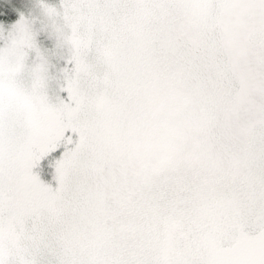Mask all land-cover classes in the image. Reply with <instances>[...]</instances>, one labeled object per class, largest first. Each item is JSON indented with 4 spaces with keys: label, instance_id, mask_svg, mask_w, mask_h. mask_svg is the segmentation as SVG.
Returning <instances> with one entry per match:
<instances>
[{
    "label": "snow or ice",
    "instance_id": "obj_1",
    "mask_svg": "<svg viewBox=\"0 0 264 264\" xmlns=\"http://www.w3.org/2000/svg\"><path fill=\"white\" fill-rule=\"evenodd\" d=\"M0 264H264V0H0Z\"/></svg>",
    "mask_w": 264,
    "mask_h": 264
}]
</instances>
